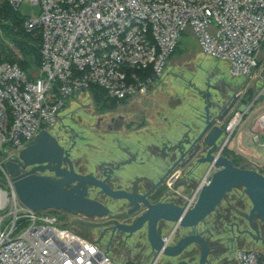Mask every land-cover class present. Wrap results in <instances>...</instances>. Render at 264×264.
Returning a JSON list of instances; mask_svg holds the SVG:
<instances>
[{
    "label": "built area",
    "instance_id": "2783aa9c",
    "mask_svg": "<svg viewBox=\"0 0 264 264\" xmlns=\"http://www.w3.org/2000/svg\"><path fill=\"white\" fill-rule=\"evenodd\" d=\"M24 1L39 4L41 13L21 14ZM5 3L26 30L40 31L41 64L34 75L0 59V172L10 188L0 186V264H118L101 240L24 204L1 158L19 155L41 129L56 124L66 100L93 84L119 100L147 95L183 34L228 61L232 76L250 75L264 41V0H0V8ZM257 99L224 122L217 155ZM254 140L261 138L254 133ZM217 168L210 164L189 205ZM236 257L240 264H264V248H242Z\"/></svg>",
    "mask_w": 264,
    "mask_h": 264
},
{
    "label": "rangeland",
    "instance_id": "374dc122",
    "mask_svg": "<svg viewBox=\"0 0 264 264\" xmlns=\"http://www.w3.org/2000/svg\"><path fill=\"white\" fill-rule=\"evenodd\" d=\"M19 12L26 17H35L41 13V6L24 1L19 7ZM35 32V35H40V31ZM0 36L7 46L5 49L0 47V53L4 50L7 51L5 53H9L11 59L19 63V59L22 58L20 49L13 41L4 37L1 29ZM0 59H4L2 54H0ZM30 72L34 75L40 74L39 67H32ZM240 90H243L240 94L241 101L236 102L238 105L234 107L232 103L235 100V93ZM263 90L264 41L257 52L256 64L251 74L246 77H235L229 72L228 61L204 53L192 34H183L178 49L168 58L162 76L156 78L155 85L143 100L128 101V105L105 109L100 107L101 104L94 98L91 90L80 96L76 93L72 99L66 100L58 121L48 130L65 148L71 149V158L75 162L77 170L83 173H96L99 167L104 164L117 166L118 161L124 160L122 155L127 157L123 153L126 150L134 151L141 148L140 152L145 151L143 146L149 141L150 144H152L151 141L155 142L153 149L157 151H160L159 149H162L160 147L166 143H174L169 139V133L173 132L174 128L173 136L177 135L182 138L185 135V129L195 126V124L197 128V125L205 119L209 99L213 103L210 112L223 115L224 121H226L239 105L248 106L253 99L259 97L238 126L228 145V153L225 150L222 154L230 156L236 164L264 172V145H262L264 127L261 123V117L264 115V94L261 95ZM233 94L235 95L233 96ZM106 96L112 99L108 93ZM120 113L126 114L125 119L115 124L114 129L110 130L108 127L110 116L113 114L118 117ZM100 117H104V120L98 124ZM177 126L178 128H176ZM240 131L245 136V139H242L243 145L249 147L256 153L255 155L246 154L238 148L236 138ZM254 133L261 138L259 143L254 140ZM1 159L6 165V160L3 157ZM127 168L130 167L122 165L120 169H117L115 172L117 182L120 181L117 178L119 172H122L126 177L129 176ZM207 169L208 167L193 169L189 175H185L182 171L186 176H183V180H181H186L184 183L178 180L177 176L169 177L163 185L165 189L171 191L169 199L180 201L184 206L191 207L190 200L204 179ZM178 171L180 170L176 172ZM160 176L161 173L154 178H140L142 179L141 188L147 182H152ZM5 177L6 175L0 172V186L10 189L5 182ZM134 178L120 182L130 186ZM90 196L103 199L115 211L126 209L129 204L128 200H117L115 204H112L96 188L91 189ZM252 205L245 187L236 186L227 193L216 210L196 227L204 229L207 224H213L214 227L223 228V232L227 231L226 235H229L228 227L233 215L236 213L250 215ZM47 210L57 217L61 226L100 239L101 243L110 249L118 264H172L175 262V258L155 254L149 240L146 239L147 234L144 229L128 236L124 231L117 230L115 232L108 229L107 219L109 216L106 215L88 216L57 208ZM226 211L230 213L229 216H227L228 214L223 215ZM123 217L119 216L118 218L122 220ZM173 224L175 223L172 222L170 225ZM189 230L190 228H184L181 232ZM261 246H263L262 242L248 241L243 245V248H262ZM191 262L198 264V259H193Z\"/></svg>",
    "mask_w": 264,
    "mask_h": 264
},
{
    "label": "water",
    "instance_id": "95a60500",
    "mask_svg": "<svg viewBox=\"0 0 264 264\" xmlns=\"http://www.w3.org/2000/svg\"><path fill=\"white\" fill-rule=\"evenodd\" d=\"M212 105L209 99L199 135L195 138L188 136L177 144L178 152L181 154L177 162L146 193L114 188L109 184L108 179L112 177L114 168L120 169L127 163L126 161L119 162L104 178L92 172H79L75 169L71 150L65 148L48 129H41L19 155L7 160L6 168L11 173L20 200L36 210L57 208L88 216L107 214L108 208L105 204L89 195L90 186L101 188L113 198L128 199L134 205L131 212L138 210L143 204L146 207L144 213L133 223H118L114 228L132 235L147 223L149 243L159 256L162 254L168 257L177 256L189 244L199 242L202 245L200 264H206L210 246L205 237L200 234H189L171 243L169 239L174 231L167 237L163 236L158 231V222L168 220L175 222L176 226L193 227L211 214L231 189L242 185L253 203L249 215L252 229L259 232V228L253 223L255 216L264 223V172L256 168L237 166L227 155L216 154L217 141L224 133L220 122L225 118L219 113H211ZM197 143V148L193 149L187 159H191L201 150L205 155L197 161L209 164L214 162L218 168L210 176L209 181L202 185L194 204L188 207L172 202H151L148 198L151 191ZM202 145V148L199 147ZM238 148L246 154L253 155V152L243 145L241 137L238 139ZM8 150L6 147L5 152ZM64 162H67L69 167H63ZM30 165L32 167L27 169ZM46 170L54 174H46Z\"/></svg>",
    "mask_w": 264,
    "mask_h": 264
},
{
    "label": "flooded vegetation",
    "instance_id": "af4514ba",
    "mask_svg": "<svg viewBox=\"0 0 264 264\" xmlns=\"http://www.w3.org/2000/svg\"><path fill=\"white\" fill-rule=\"evenodd\" d=\"M128 101H131V100H127V101H124L122 103H119L118 106L120 107L124 104L128 105ZM131 104H133V103H131ZM125 117H126V114H124V113H120V115L118 117H116L115 115L112 114L110 116V120L108 122V127L110 128V130L114 129V125L117 124L118 122L124 120ZM103 120H104V117H100L98 124H100ZM198 135H199V133H197L195 135V137H197ZM222 142H223V136L217 141L218 144H217L216 152L220 149ZM197 145H198V143L195 144L194 147L188 151L187 155L184 156V158L177 163V165L169 172V174L166 176V178L156 188H154L151 191V193L148 195V198L150 199L151 202L163 201V202H172V203L184 205L180 201L176 202L174 200L169 199V195H170L171 191H168L167 189H165L163 187V185L166 183V181L169 177L173 178V177L177 176L178 180H180V181L183 180V176L191 174L192 169H189L190 167H194V169L195 168L198 169V167H200L202 165V163H204V162H198L197 161V159H199L205 155L203 152H201V150H199V152L194 157H192L191 159H187L188 155L191 154L192 151H194L193 149L197 148ZM227 146H228V144L225 147H227ZM199 147L202 148L203 145L199 146ZM225 147H224V149H225ZM160 148H162V149H159L160 151L156 150V152H157V154H159V156H161L162 158H165L167 160L168 165H167L166 169L164 170V172L161 173L160 177H158L156 180H153V181L151 180L152 182H147L146 184H144L143 185L144 189L141 188L142 179H140V178H142V177H139V176L132 179V181H131L132 183L130 186H128L127 183H124V182H120V181L117 182V180L115 178V172L117 171V168L115 166H113L112 164L111 165L104 164L103 166L99 167V170H97V172L95 174L104 178L105 176H107V174L111 173L112 168L115 167L114 168L115 171H114V173H112V177L108 179V182H109V184H111V186H113L114 188H123V189H127L129 191L146 193L149 190H151L152 187L171 168V166L177 162L178 157L181 155V154H179L178 147L176 145H174V146L173 145L172 146L164 145L163 147H160ZM119 162H122V161H118V163ZM73 163L75 166L74 161H73ZM31 167H32V165L28 166L27 169H29ZM63 167H69V164L67 162H64ZM75 169H76V166H75ZM179 169H181V171L176 172ZM182 171H184L185 175H183ZM79 172H81V171H79ZM45 173L46 174H54V172H52L50 170H46ZM181 182L184 183V182H186V180L181 181ZM92 188L98 189V191L101 194H103L108 199V201L112 204H115L117 200H128V199L113 198L109 194L103 192L101 190V188L94 187V186H90L89 195L91 193ZM95 198L102 201L105 204V206L108 208V212H107V214H105L106 216H109V218L107 219V228L112 229L115 232H117V230L122 231L119 228H116V229L114 228L118 223H133L138 217H140L144 213V211L146 209L145 205L142 204L141 208H139L138 210H136L134 212H131V209H133L134 205H133V203H131L128 200L129 204H128L126 209H122V210L120 209L119 211H115L108 204V202L105 203V201H103V199H100L99 197H95ZM224 214H226V215L228 214L227 216L230 215V213L228 211L223 213V215ZM249 214H250V212H249ZM119 216H124V217L121 220L118 218ZM220 220H221V217H220ZM201 222H199L197 225H199ZM171 223H172V221H168V220H160L158 222V231L163 236L167 237L174 231L172 236H170V239H169V242H171V243H174V242L178 241L181 237H184L185 235H189V234H200L206 238V240L210 246V252H209L206 264H240L239 260L236 257V253L239 249L243 248L244 244H246L248 241H253V242H262L264 245V223L257 216H255L253 223L259 228V232L252 229V227L250 225V221H249V215H243V214L236 213V215H233L232 220L230 221V226L228 227L229 228V230H228L229 235H226L227 231L223 232V228H220L218 226L214 227L213 224H209V225L207 224L204 229H198L196 227L197 225H195L193 227H183L180 225L176 226L175 222H173L175 224L170 225ZM173 226H174V228H173ZM179 228H180V230H179ZM184 228H190V230L183 233V232H181V230ZM142 229H144L146 231V234H147L146 239L148 240V225H147V223H145L144 226L142 228H140L139 230H142ZM139 230H137V231H139ZM137 231H135L134 233H136ZM126 234L128 236L133 235V234L129 235L128 233H126ZM201 251H202L201 243L193 242V243L189 244L181 254H179L177 256H172L170 258H175V262L172 264H192L191 261L193 259H196V258L198 259V264H200ZM155 254H156V252H155Z\"/></svg>",
    "mask_w": 264,
    "mask_h": 264
},
{
    "label": "trees",
    "instance_id": "16d2710c",
    "mask_svg": "<svg viewBox=\"0 0 264 264\" xmlns=\"http://www.w3.org/2000/svg\"><path fill=\"white\" fill-rule=\"evenodd\" d=\"M23 22H24V19L21 17L19 12L13 9L8 3H5L0 8V29L4 37L13 41L16 44V46L20 49L22 53V58L19 59V64L24 70H26L27 72H30L32 67H39L41 64V53H40L41 36L39 34L35 35L36 34L35 31L26 30L24 28ZM0 47L2 49L7 48V46L5 45L2 39V36H0ZM5 52L7 51L4 50L2 51V53H0L3 55L4 59L7 58L5 60L13 61L9 53H5ZM90 90L92 91L94 98L98 101V103L101 104L100 107L105 108V109L111 108V107L112 108L117 107L119 103H122L127 100V99L119 100L115 98L114 99L108 98L106 96L107 92L105 88L97 84H93L90 87ZM225 150L228 153V146L225 147V149L223 150V153ZM233 163L240 167H249V166H244V165L242 166V165L236 164L234 160H233Z\"/></svg>",
    "mask_w": 264,
    "mask_h": 264
},
{
    "label": "crops",
    "instance_id": "0c3cea01",
    "mask_svg": "<svg viewBox=\"0 0 264 264\" xmlns=\"http://www.w3.org/2000/svg\"><path fill=\"white\" fill-rule=\"evenodd\" d=\"M242 91L243 90L237 91V93H235L236 95L233 94V96L235 95V97H236V98H234L235 100L232 103L234 107H235V105H238V104H236V102H240L241 101L240 94L242 93ZM146 96L147 95H144V96L135 98V99H133L131 101H134V100L136 101V100H139V99L140 100H143V98L146 97ZM242 97H243V95H242ZM241 105H239V107L240 108H243L244 106H241ZM239 107H237V108H239ZM224 122H225L224 120L222 122H220V125L222 127H223ZM215 123H216V121H215ZM203 124H204V120L201 121L199 123V125H197V128H196V124H195V126H189L187 124L189 127L187 129H185L186 130L184 132L185 135L182 138L181 137H178L177 135L173 136L174 135L173 132L175 131V128H174V131L169 133V139L171 141H173L174 143H172V144L166 143V145L167 146L168 145L169 146H172V145L173 146L174 145L177 146V144L181 140L185 139L186 137H188V136L189 137H195V135L201 131V129L203 127ZM176 128H178V126ZM194 128H195V130H194ZM181 130H183V129H181ZM175 134H176V132H175ZM239 137H241L242 139H245V136H244V134H243L242 131H240L237 134V138H236L237 141H238ZM148 143H145V146H143V147H145V151H143V152H140L141 148H137L134 151H127L126 150L125 152H123L125 154V156H127V157H124V155H122L123 156L122 158H124V160H120V161H126L127 164H125V165H127V167H130V168H127V169H129V172H128V175L129 176H127V177L124 176L122 172L121 173L120 172L118 173L119 175H118L117 178L120 179V181H123V180H126L127 181V180H130L133 177H138V176L139 177L154 178L155 176H158L160 173L163 172V170L166 169V167L168 165V162H167V160L165 158H162L161 156H159V154H157L156 150L153 149V146L155 145V142H152L151 141L152 144H150V143L148 144ZM262 145H264V142L262 143ZM245 147H246V145H245ZM247 148H249V147H247ZM147 152H149V153L147 154ZM255 154L256 153L253 152V155H255ZM209 166H210L209 163L204 162V163H202V165L200 167H198V169L199 168H204V167L207 168ZM189 169H192L193 170L194 167H190ZM195 169H197V168H195ZM179 170L181 171V169H179ZM147 171H150V172H147ZM261 247L264 248V245L261 246ZM259 249H261V248H259Z\"/></svg>",
    "mask_w": 264,
    "mask_h": 264
}]
</instances>
